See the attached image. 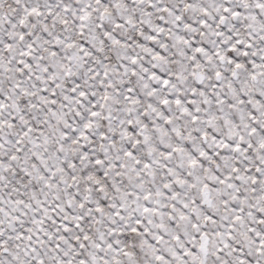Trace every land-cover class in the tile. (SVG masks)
<instances>
[{
	"label": "snow or ice",
	"instance_id": "1",
	"mask_svg": "<svg viewBox=\"0 0 264 264\" xmlns=\"http://www.w3.org/2000/svg\"><path fill=\"white\" fill-rule=\"evenodd\" d=\"M0 264H264V0H0Z\"/></svg>",
	"mask_w": 264,
	"mask_h": 264
}]
</instances>
